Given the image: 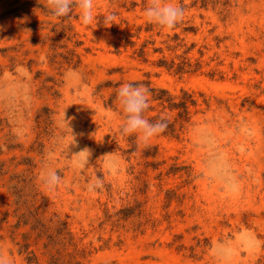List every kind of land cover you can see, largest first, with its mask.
Masks as SVG:
<instances>
[{
  "label": "rangeland",
  "instance_id": "1",
  "mask_svg": "<svg viewBox=\"0 0 264 264\" xmlns=\"http://www.w3.org/2000/svg\"><path fill=\"white\" fill-rule=\"evenodd\" d=\"M149 2L93 0L84 25L0 0V264H264V0H173L172 29ZM184 52L195 71L157 65ZM128 81L193 93L184 131L119 134Z\"/></svg>",
  "mask_w": 264,
  "mask_h": 264
},
{
  "label": "clouds",
  "instance_id": "2",
  "mask_svg": "<svg viewBox=\"0 0 264 264\" xmlns=\"http://www.w3.org/2000/svg\"><path fill=\"white\" fill-rule=\"evenodd\" d=\"M43 7L47 8L51 15L57 18H70L75 8L79 9V18L82 24L88 25L95 19L97 24V15H93V0H46ZM144 17L147 22L156 24L162 29H172L185 15V9L173 0H150L144 8ZM103 24L110 26L115 23V12L103 14ZM116 102L118 107L124 114V120L119 127V134L131 135L136 134L138 142L147 143L153 136L163 132L168 123L166 116L151 122L145 118L144 113L149 108V90L143 84L134 83L132 81L122 83L116 89ZM69 127L68 121L65 120ZM74 143V139L67 145V151L70 144ZM84 150L75 153L82 154ZM88 157L81 156L77 162L78 166L83 170L88 162ZM61 182V177L55 170L48 169L44 173V183L51 189L55 188ZM87 190L94 191L103 187V177H95L89 179Z\"/></svg>",
  "mask_w": 264,
  "mask_h": 264
},
{
  "label": "trees",
  "instance_id": "3",
  "mask_svg": "<svg viewBox=\"0 0 264 264\" xmlns=\"http://www.w3.org/2000/svg\"><path fill=\"white\" fill-rule=\"evenodd\" d=\"M173 39L176 41L179 39L177 34L174 35ZM128 44H133L132 41L128 40ZM182 44L177 43L175 45H167L169 50H175L177 47H180ZM139 49V55L143 56L145 54L144 47ZM156 51L163 52L161 48H157ZM157 65L165 67L168 71H171L176 74H184L191 71L192 64L190 60L185 56V52L180 55L173 56L170 60L166 58H161L157 61ZM196 67H199V63H196ZM213 75V74H212ZM139 83V82H136ZM149 93H151V98L149 101H158V106L161 109L157 114L148 117V120L151 122L157 121L162 114L165 113V116L168 119L167 127L163 131L164 134H169L172 136H179L181 132L187 126V123H190L191 120V106H197L198 101L194 98V94L185 90H181V94L176 96L172 95L166 88H149ZM204 103L209 106V101L207 99L203 100ZM155 106H150L145 111L144 116L149 110H154ZM166 109L169 112H175L173 117L169 116L168 112H165Z\"/></svg>",
  "mask_w": 264,
  "mask_h": 264
}]
</instances>
